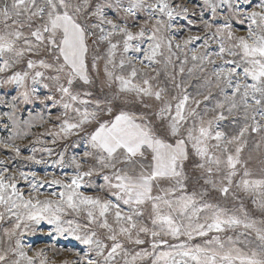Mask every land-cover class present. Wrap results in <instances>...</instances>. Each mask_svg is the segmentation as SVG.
I'll use <instances>...</instances> for the list:
<instances>
[{
	"label": "snow or ice",
	"instance_id": "snow-or-ice-1",
	"mask_svg": "<svg viewBox=\"0 0 264 264\" xmlns=\"http://www.w3.org/2000/svg\"><path fill=\"white\" fill-rule=\"evenodd\" d=\"M204 4L212 15L199 13L205 35L177 40V18L193 25L197 13L174 0H0V86L19 89L11 100L0 95L13 133L0 146L20 155L15 140L35 125L16 114L35 99L62 109L54 120L50 111L37 116L41 127L52 123L51 142L85 133L82 155L92 161L85 169L73 155V174L51 181L0 171V223H10L0 264H55L23 243L41 221L88 246L76 264H264V0ZM233 17L247 21L246 35ZM197 73L202 84L192 93ZM97 79L102 95L83 89ZM38 85L50 94L41 98ZM31 151L25 159L35 161ZM97 174L106 195L85 194ZM45 183L60 190L42 193Z\"/></svg>",
	"mask_w": 264,
	"mask_h": 264
},
{
	"label": "rangeland",
	"instance_id": "rangeland-1",
	"mask_svg": "<svg viewBox=\"0 0 264 264\" xmlns=\"http://www.w3.org/2000/svg\"><path fill=\"white\" fill-rule=\"evenodd\" d=\"M176 3H183L190 9H195L196 15L193 16L191 13L189 14V19L195 20L196 23L193 25H188L187 21L184 20L182 17L177 18V23L184 26V29L176 35L177 40H182L183 38L187 37L188 35H200L203 37L205 35L204 26L200 22L199 13L200 11L204 12L203 19L212 20V15L210 9L204 4V0H174ZM253 2H257V0H253ZM109 17L115 19L117 12L116 9L106 10ZM218 11H222L224 14H227L226 7L223 9H218ZM144 13L140 14V18H144ZM218 21L222 20V16H218L216 18ZM232 24L234 30H236L238 35H246V24L240 23L238 18H232ZM203 41H194L190 48L198 47ZM211 50L215 51L217 49V45L215 43L211 44ZM179 63V62H177ZM217 65L221 62L217 60ZM100 73L101 78L103 76V61H101L100 65ZM191 67V62L186 66L185 76L184 78H188L187 68ZM212 66H209L211 69ZM93 75L95 77V71L93 70ZM179 79V77H178ZM202 84V78L200 74L197 73L193 76L190 86L188 88L189 92L194 93L195 89L198 85ZM100 86V79L96 80L94 86H83V89L91 90L96 95H102L99 92ZM39 88V95L43 98L44 95L50 94L47 89H43L42 85L37 86ZM19 89L15 85H4L0 86V95L5 96L6 99L11 100V97L15 95ZM215 95V90L213 92ZM59 94H57L58 96ZM210 103V102H206ZM132 107V106H130ZM135 110V108H133ZM12 109L7 105H0V141L3 142H10V137L12 136V122L8 119L7 116L4 115L6 112H11ZM49 111L51 112L53 120L59 114L62 109L59 107L52 108L51 102H44L41 103L40 100H32L28 103H21L19 104V111L16 114V119L19 121H28L35 125L30 129V132L33 135H29L27 138L24 139H17L15 143L20 147V155L17 156L11 149H4L0 146V160L4 161V163H0V171H3L4 168H8L9 173H18L20 171L24 172H35L37 173L38 177L42 180L46 179L51 181L53 178L57 179H65L64 174L68 173L70 176L73 174L75 166L70 163V158L75 155L81 159V162L84 163V168L87 169L92 161H85L83 158V152L86 149V140L84 139L85 133H80L79 135H72L65 139H58L56 143H52V137L48 136L46 133V129L52 127V123H45L43 127H41V121L37 118L38 114H43L47 119ZM31 113V117L29 116ZM118 114V108H114L113 115ZM111 117L107 114L104 115L103 119H110ZM7 125V127H5ZM22 127L27 129L26 125H21ZM91 130V128L89 129ZM44 135H41V134ZM37 137L40 138L42 141H46L47 143L41 144L36 143ZM255 142H259V138H255ZM254 146V142L250 140L249 142V149ZM35 147L37 151L35 152V161L26 160L25 157L33 155L31 149ZM47 147L52 149V154L49 155L47 152H43L40 149ZM65 149L67 151L65 152ZM246 149V153L249 151ZM261 151H264V145L261 147ZM64 154V164L59 163V157L61 154ZM36 161H42L37 163ZM107 171V170H106ZM91 181L92 186L85 185L84 188L81 190L85 192L87 195H106L105 192H102L98 189V185L103 184L102 174L94 175L93 177L86 178ZM17 187L21 188L22 190L27 193L30 191L29 182L25 180L18 179ZM53 190L59 191V186L51 185L50 183H45L44 186L40 189L42 193H48ZM191 190V188H190ZM211 196L214 200H219V194L216 192H212ZM43 198V197H41ZM222 202V201H221ZM245 204L248 207L251 205L248 203L247 198H245ZM71 218V217H69ZM81 222H83L81 218ZM10 223H0V238L4 240V243L0 246H6L7 240L3 238V231L4 227H9ZM35 230L28 231L23 236V243L26 246H30L29 254H32V250L37 248L45 249L49 260L54 261L55 264H76L77 256L76 253L79 252L81 256L84 255L85 252L88 251V246L83 244L81 241L76 240L73 236L68 235L65 233L64 235H59L54 231V226L47 223V221H41L37 225L32 226ZM51 233V235H49ZM204 238H197L194 242H202Z\"/></svg>",
	"mask_w": 264,
	"mask_h": 264
}]
</instances>
